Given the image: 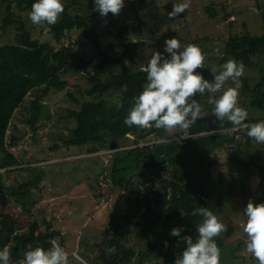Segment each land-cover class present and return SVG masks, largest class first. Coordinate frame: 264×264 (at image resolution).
Returning a JSON list of instances; mask_svg holds the SVG:
<instances>
[{
	"label": "trees",
	"instance_id": "obj_1",
	"mask_svg": "<svg viewBox=\"0 0 264 264\" xmlns=\"http://www.w3.org/2000/svg\"><path fill=\"white\" fill-rule=\"evenodd\" d=\"M13 2L19 11H28L32 0H0V6H5L0 24L2 32L10 26L16 31L14 42L0 45V170L5 169L0 172V196L3 191H7L15 201L22 202L30 183L25 181L16 190L2 179L9 169L23 165L9 149L17 144L19 138L14 134L8 140L6 138L14 111L22 106L26 94L34 88L42 87L43 91L27 107L29 115L26 123L35 131L43 107L41 100L50 90L64 89L66 81L61 75L73 72L84 77L87 88L80 92L87 98L79 102L77 110H69L68 116L75 121V127L72 137L62 142L65 148L110 140L119 147L127 134L135 136L132 144L145 140L150 133L161 140L152 146H135L115 151L110 166L100 168L99 174L105 175L112 186L121 189L109 212L111 231H104L107 237L105 246L113 249L110 264H147L150 259H156L158 264H172L184 246L185 236L195 239L194 229L200 217L190 215L191 209L198 205L205 206L215 215L218 210L216 202L207 197L206 189L201 185L205 176L203 174L207 172L205 163L208 153L215 148L228 150V171L244 174V188L252 178L254 188L250 190V195L253 203H264V144L252 142L246 136V128L232 130L228 122L216 120L215 131L209 133L206 123L196 121L181 133L187 137L177 142V138L172 139L170 130L129 127L123 123L127 109L131 106V98L140 90L144 81L145 73L135 61V52L144 43L132 42L129 37H124L119 39L117 46H104L96 25L97 11L93 10L92 0H88L85 6L80 0H71L55 24L40 26L41 30H48L54 43L32 37L24 21L12 10ZM148 5L145 1L135 4V14ZM206 13L209 18L218 16V10L212 5L206 6ZM261 17L264 23V10ZM73 30L79 32L89 45L93 53L89 58L74 48L61 45L65 34ZM197 40L203 42L207 38L195 39L191 44ZM57 45L59 47L56 48ZM256 57L264 60V35H251L244 31L240 35L226 37L216 65L232 59L243 67H252ZM124 62L138 67L127 68L123 66ZM118 65H122L119 72L109 69V66ZM240 82L241 92L250 98L246 108L240 105L248 112L246 123L264 120V71L252 86L243 76ZM122 86H126L127 91H123ZM109 91L114 92L109 94L116 95L115 105L110 106L104 101ZM198 98L204 114L210 112L211 106L206 103L207 93ZM86 128H89L88 131L82 134ZM152 159L164 160V163L150 164ZM214 162L210 160L208 166ZM29 168L28 165L22 169ZM127 175L137 176L136 183L129 190L123 187ZM146 184L153 188L141 194L140 186ZM131 223L137 226L144 239L143 250L136 251L126 244L127 227ZM181 225L183 227L179 237L168 234L172 227ZM59 235L60 230L50 227L40 230L36 222L21 229L17 218L7 212H0V247L10 248V263H20L23 253L31 247H49L51 240ZM165 240L167 247L162 243ZM214 240L217 247L225 249L222 236L214 237ZM240 248L239 244L236 249ZM227 252L230 254L231 251Z\"/></svg>",
	"mask_w": 264,
	"mask_h": 264
},
{
	"label": "rangeland",
	"instance_id": "obj_2",
	"mask_svg": "<svg viewBox=\"0 0 264 264\" xmlns=\"http://www.w3.org/2000/svg\"><path fill=\"white\" fill-rule=\"evenodd\" d=\"M80 1L85 6L88 0ZM141 1L149 5L136 15L135 4ZM70 2L71 0H63L64 7ZM178 2L180 0H124L123 7L116 15L109 13L101 17L97 12L96 25L102 44L117 46L121 39L118 32L122 38L129 37L132 42L142 41L144 45L135 52V61L142 68L155 50L163 51L166 37H176L182 44L207 38L203 42L197 40L194 45L205 52L207 66L215 67L228 35H240L244 31L251 35H264V23L261 17L264 0H190L189 7L184 13L170 19L167 13L171 10L172 3ZM208 5L218 10L216 18L208 17L206 13ZM12 10L24 21L32 37L54 43L47 29L41 30L40 26H34L28 21L27 10L19 11L15 2L12 3ZM70 10L73 11L72 8ZM4 14L5 6L2 5L0 24ZM15 32L13 26L7 28L5 32L0 28V45L14 42ZM61 45L74 48L87 58L93 55L81 34L74 30L65 34ZM207 58L209 60H206ZM253 61L254 66L243 67L242 75L250 86L259 80L264 71V60L256 57ZM123 66L130 69L138 67L129 62H124ZM121 68L122 65L109 66L114 72L121 71ZM196 71L206 79L211 78L207 67ZM61 78L66 81L64 89L50 90L41 100L43 107L41 116L36 121L35 131L26 123L29 115L27 107L43 91L42 87L34 88L26 94L22 106L12 115L6 138L8 140L12 134L19 138L17 144L9 149L23 165L9 169L2 179L6 185L16 190L23 182L30 183L22 202L15 201L7 191H3L0 196V212H7L17 218L21 229H25L31 222H36L40 230L46 227L60 230V236H57L55 241L68 252L69 264H101L97 258L96 245H101L104 240L101 246L110 263L113 259L111 257L113 249L105 246L107 237L104 231L107 233L111 231L108 223L109 212L121 189L112 186L109 179L99 174V171L102 167L104 169L110 166L112 159L115 158L113 156L115 151L134 147L132 141L135 136L126 135V138L121 140L120 146L115 148H109V141L65 148L62 142L72 137L75 127V121L68 116L69 110H77L80 106L79 102L87 98L80 92L87 86L84 77L79 73H66L61 75ZM230 85L229 81L228 86ZM241 85L242 82H240L238 103L246 108L250 98L245 97L246 94L241 92ZM109 93L114 92L109 91L107 94ZM104 101L110 106L115 105L116 95H105ZM88 129L86 128L82 134ZM174 131V129L170 130L172 139L179 136L178 131ZM91 150L95 151L90 152ZM227 151L226 148H215L208 153L205 163L207 172L202 173L205 176L201 180L207 197L216 202L217 218L226 224L225 232L219 235L222 236L225 247L221 249L218 246L219 264H256L255 259L245 250L241 229L242 209L248 200L253 202L250 190L254 188V182L252 178L249 179L244 188L242 183L244 174L228 171ZM36 160L37 162H34ZM210 160L215 162L208 166ZM28 165L31 168L22 169ZM130 177L128 190L132 189L137 180V176L127 175L125 181ZM152 188L148 184L142 185L139 192L143 194ZM99 190L102 198L95 199L97 195L95 193ZM95 212L97 215H94ZM127 230L126 244L136 251L143 250L144 239L137 226L131 223ZM63 232L69 234L63 236ZM239 244L241 248L237 250ZM227 251H231L230 254ZM73 252H76L82 260L78 261L74 258ZM147 264H158V261L150 259Z\"/></svg>",
	"mask_w": 264,
	"mask_h": 264
},
{
	"label": "clouds",
	"instance_id": "obj_3",
	"mask_svg": "<svg viewBox=\"0 0 264 264\" xmlns=\"http://www.w3.org/2000/svg\"><path fill=\"white\" fill-rule=\"evenodd\" d=\"M189 3L190 0L172 3L167 16L171 19L184 13ZM123 4L124 0H92L93 10L101 17L109 13L118 14ZM63 10V0H32L27 19L38 27L53 25ZM204 61L205 56L197 45L182 44L176 37H166L163 51L155 50L141 68L145 73L144 81L132 96L123 123L143 129H174V132H179L177 142H180L187 137L181 133L205 116L194 94L201 97L207 93L206 103L211 106L207 115L228 122L233 130L246 128V136L252 142L264 144V120L246 123L248 112L238 103L243 65L228 59L218 66L209 67ZM205 67L211 73L210 80L196 71ZM122 90L127 91L126 86H122ZM189 214L200 217L194 229L195 239L185 236L184 246L172 264H219L220 250L214 237L225 232L226 224L205 206L198 205ZM242 215L245 250L256 264H264V203L254 204L248 200ZM182 227L174 226L168 234L177 238ZM162 243L167 247L166 240ZM10 252L8 246L0 247V264H10ZM20 264H69V254L53 240L47 248L38 245L27 249Z\"/></svg>",
	"mask_w": 264,
	"mask_h": 264
},
{
	"label": "water",
	"instance_id": "obj_4",
	"mask_svg": "<svg viewBox=\"0 0 264 264\" xmlns=\"http://www.w3.org/2000/svg\"><path fill=\"white\" fill-rule=\"evenodd\" d=\"M257 8H258V7H257ZM118 35H119L120 38H122V36L120 35L119 32H118ZM194 98H197V99H198V102L200 103L199 98L196 97L195 94H194ZM197 121H200V122H204V123H206V125H207V129H208V132H209V133L215 131V128H216V120L214 119V117H213L211 114H209V115L205 114L204 117L199 118ZM178 133H179V132H178ZM201 134H203V133H201ZM115 146H116V143L113 142L112 140H110V142H109V148H115ZM163 163H164V160H161V161H155V160L152 159V160L150 161V164H153V165H162ZM130 179H131V177H130L129 179H127V180L124 182V184H123V187H124L126 190H127V184L129 183ZM102 244H103V243H102ZM102 244H101V245H102ZM101 245L98 247L97 258H98L100 261L104 262L105 259L107 258V256L105 255L104 250H103V247H102Z\"/></svg>",
	"mask_w": 264,
	"mask_h": 264
},
{
	"label": "built area",
	"instance_id": "obj_5",
	"mask_svg": "<svg viewBox=\"0 0 264 264\" xmlns=\"http://www.w3.org/2000/svg\"><path fill=\"white\" fill-rule=\"evenodd\" d=\"M232 129V128H231ZM233 130V129H232ZM237 130V129H236ZM128 135V134H127ZM161 140H159V139H157L152 133H150L149 135H148V137H146V139L145 140H143V141H140V142H138L137 144H134V147L135 146H139V147H142V146H145V145H148V146H152L153 144H155V143H158V142H160ZM100 200V202H103V200H101V199H99ZM51 241H53V240H51ZM72 256L74 257V258H76L78 261H81L82 259L80 258V256L76 253V252H73L72 253Z\"/></svg>",
	"mask_w": 264,
	"mask_h": 264
},
{
	"label": "crops",
	"instance_id": "obj_6",
	"mask_svg": "<svg viewBox=\"0 0 264 264\" xmlns=\"http://www.w3.org/2000/svg\"><path fill=\"white\" fill-rule=\"evenodd\" d=\"M100 177H101V175H100ZM101 191V190H100ZM100 191H98L96 194V197H95V199H98V198H102L100 195H101V192ZM70 212V211H69ZM97 212V211H96ZM94 213V215H97V213ZM86 213H87V211H86ZM61 229H63V227L61 228ZM60 233H61V231H60ZM65 234H69L68 232H63V236L65 235ZM60 236V235H59Z\"/></svg>",
	"mask_w": 264,
	"mask_h": 264
},
{
	"label": "flooded vegetation",
	"instance_id": "obj_7",
	"mask_svg": "<svg viewBox=\"0 0 264 264\" xmlns=\"http://www.w3.org/2000/svg\"><path fill=\"white\" fill-rule=\"evenodd\" d=\"M103 243H104V240H103ZM96 246H97V249H98V247H99L100 245H96ZM100 263H101V264H110L111 261H110V263H109V259L106 258L104 262L100 261Z\"/></svg>",
	"mask_w": 264,
	"mask_h": 264
}]
</instances>
